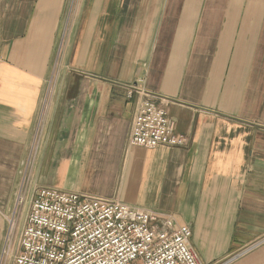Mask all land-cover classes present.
<instances>
[{"label":"crops","instance_id":"crops-1","mask_svg":"<svg viewBox=\"0 0 264 264\" xmlns=\"http://www.w3.org/2000/svg\"><path fill=\"white\" fill-rule=\"evenodd\" d=\"M131 86L184 143L128 146ZM35 188L187 226L200 264H264V0H0V264Z\"/></svg>","mask_w":264,"mask_h":264},{"label":"built area","instance_id":"built-area-1","mask_svg":"<svg viewBox=\"0 0 264 264\" xmlns=\"http://www.w3.org/2000/svg\"><path fill=\"white\" fill-rule=\"evenodd\" d=\"M136 96L128 146L155 149L184 143L167 115L172 103L142 88ZM23 213L19 228L15 216ZM16 238L13 264H200L187 226L108 200L53 188L18 194L8 220L5 254Z\"/></svg>","mask_w":264,"mask_h":264},{"label":"rangeland","instance_id":"rangeland-1","mask_svg":"<svg viewBox=\"0 0 264 264\" xmlns=\"http://www.w3.org/2000/svg\"><path fill=\"white\" fill-rule=\"evenodd\" d=\"M19 194H21L22 195V193L20 192ZM23 196V195H22ZM22 215H23V213H22Z\"/></svg>","mask_w":264,"mask_h":264}]
</instances>
